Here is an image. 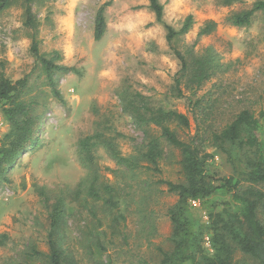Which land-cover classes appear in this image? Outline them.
Listing matches in <instances>:
<instances>
[{
  "label": "rangeland",
  "instance_id": "obj_1",
  "mask_svg": "<svg viewBox=\"0 0 264 264\" xmlns=\"http://www.w3.org/2000/svg\"><path fill=\"white\" fill-rule=\"evenodd\" d=\"M110 1L106 33L96 41V15ZM257 1L264 0L230 6L224 0H160L166 26L179 30L188 16L194 17L191 31L174 43L175 48L183 54L209 55L216 67L215 75L195 95L185 80L180 86L182 97L175 90L181 63L148 0H40L34 5L37 31L24 26L20 0L0 15V75L13 82L30 77L29 98L36 102L38 119L37 145H29L6 180L0 181V264H49L50 214L61 195L67 211L63 248L71 264H159L160 250L171 249L173 226L168 213L178 201L161 182L183 181L180 151L164 141L160 173L147 170L146 162L132 171L119 165L104 146L95 150V163L84 166L78 143L101 133L116 143L124 157L139 158L146 136L134 113L145 105L187 115L190 129L171 126L184 140L198 130L204 132L198 128V118L206 121L202 128L219 130L243 110L258 117L264 112V14L257 13L249 27L230 22ZM210 21L216 23L215 31L200 37L201 28ZM34 33L41 53L59 52L60 64L78 70L58 78L63 103L53 96L31 52ZM202 97V108L194 112L190 99ZM8 131L0 110V138ZM149 131L157 137L161 134L153 125ZM213 168L223 176L231 173L221 155H216ZM95 176L117 191L125 218L117 229L109 210L87 197ZM227 200L220 192L209 203L220 208ZM209 203L192 206L202 222L208 221ZM204 246L211 250L208 239ZM236 264L258 263L238 253Z\"/></svg>",
  "mask_w": 264,
  "mask_h": 264
},
{
  "label": "trees",
  "instance_id": "obj_2",
  "mask_svg": "<svg viewBox=\"0 0 264 264\" xmlns=\"http://www.w3.org/2000/svg\"><path fill=\"white\" fill-rule=\"evenodd\" d=\"M22 2L24 26L37 31L39 22L34 11V5L40 0H20ZM149 8L154 12L156 20L164 24V6L160 0H148ZM230 6L245 0H224ZM16 0H0V15L10 9ZM113 1L105 3L98 10L95 18L94 38L101 41L107 29L105 10ZM257 13L264 14V1H257L250 10L235 14L230 18L236 27H249ZM194 17L188 16L179 30L166 26L167 42L181 63V69L176 78L175 90L178 96H183L181 84L186 80L187 86L192 87L193 95L215 75L214 59L209 55L183 54L174 43L188 34L193 25ZM216 29V23L210 21L201 28L199 36L210 35ZM40 40L36 33L32 37L31 52L41 65L46 76L47 85L59 102H64L57 86L58 78L69 73H78L74 67L60 64L62 56L59 52L51 55L43 54L40 50ZM190 57V59L188 58ZM31 96L30 77L27 76L16 82L0 75V110L9 126V131L0 138V181L6 180L7 173L13 169L20 157L27 153L29 145H37L38 119L34 114L36 102ZM205 97L197 100L190 99V106L195 112L201 109ZM146 106V107H145ZM141 110H135V119L143 128L146 136L145 150L139 158H126L117 149L116 143L101 133H95L80 139L79 153L84 166L95 163V150L104 146L109 150L114 160L132 171L144 167L147 170L160 173L159 163L164 156L165 141L169 146L181 153V172L183 181L173 183L162 181L170 193L178 196L177 203L170 208L169 218L173 230L169 242L171 249L160 250L159 264H236V256L242 253L264 264V112L257 117L250 110L237 113L233 120L219 130L212 127L202 128L199 120V132L188 140L182 139L177 128L188 130L191 121L185 114L163 108L151 109L147 105ZM151 125L160 129V136L151 135ZM163 140V141H162ZM208 145L213 152L207 151ZM216 155H221L231 170L230 175H221L213 168ZM115 188L106 183H99L95 176L91 180L87 197L94 202H100L113 216V228L117 229L120 220H125L120 212V203L116 199ZM228 196L220 208L211 199L218 193ZM44 204L48 206V196L41 192ZM192 201L210 204L208 221L202 222L194 215ZM65 199L57 198L50 214V230L47 255L49 264H71L63 248L66 230ZM103 225L102 220L98 221ZM207 239L211 250L207 251ZM36 256H42L34 251Z\"/></svg>",
  "mask_w": 264,
  "mask_h": 264
},
{
  "label": "built area",
  "instance_id": "obj_3",
  "mask_svg": "<svg viewBox=\"0 0 264 264\" xmlns=\"http://www.w3.org/2000/svg\"><path fill=\"white\" fill-rule=\"evenodd\" d=\"M192 206L198 207L199 206V201H192Z\"/></svg>",
  "mask_w": 264,
  "mask_h": 264
}]
</instances>
